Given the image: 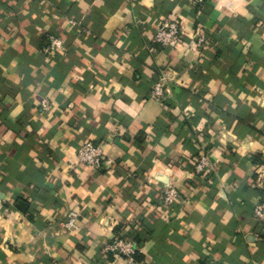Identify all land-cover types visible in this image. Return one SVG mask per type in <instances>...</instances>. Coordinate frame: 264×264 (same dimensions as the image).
<instances>
[{
    "label": "crops",
    "instance_id": "obj_1",
    "mask_svg": "<svg viewBox=\"0 0 264 264\" xmlns=\"http://www.w3.org/2000/svg\"><path fill=\"white\" fill-rule=\"evenodd\" d=\"M87 141L108 168L78 164ZM263 193L264 0H0V264H264Z\"/></svg>",
    "mask_w": 264,
    "mask_h": 264
},
{
    "label": "built area",
    "instance_id": "obj_2",
    "mask_svg": "<svg viewBox=\"0 0 264 264\" xmlns=\"http://www.w3.org/2000/svg\"><path fill=\"white\" fill-rule=\"evenodd\" d=\"M204 0H193V3L199 5ZM182 29L178 21H170L163 23L157 28L153 41L161 47H168L178 43ZM197 44L203 42V37H197ZM63 48L62 42L50 36L47 44L42 47L41 52L49 58L53 53L60 51ZM163 79L157 82L153 88L151 95L154 99L161 100L165 95V89L163 87ZM41 110L43 113L50 111L49 103L43 100L41 103ZM77 162L79 165H83L91 170H99L108 168L112 162L106 158L103 144H97L91 141L84 142L79 146L76 153ZM214 171L213 164L209 159V156L205 153H200L196 159L194 166V173L200 177H207ZM178 202V193L172 185L166 186L162 190V204L163 206L171 210ZM253 217L255 221L261 224L264 228V193L260 200L253 207ZM77 214L75 212L69 213L67 220L64 221L61 226L65 231H71L77 228ZM104 251L107 254L112 255L118 259L127 260L132 262L134 255L137 252V247L134 245L132 239L128 237H121L119 235L114 236L110 242L106 243Z\"/></svg>",
    "mask_w": 264,
    "mask_h": 264
},
{
    "label": "trees",
    "instance_id": "obj_3",
    "mask_svg": "<svg viewBox=\"0 0 264 264\" xmlns=\"http://www.w3.org/2000/svg\"><path fill=\"white\" fill-rule=\"evenodd\" d=\"M18 207H20L21 209H26L27 205L23 202V201H18Z\"/></svg>",
    "mask_w": 264,
    "mask_h": 264
}]
</instances>
